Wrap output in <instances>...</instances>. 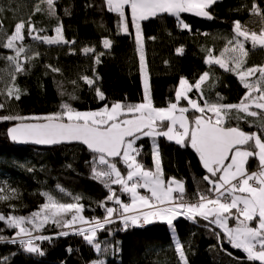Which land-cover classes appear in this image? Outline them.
<instances>
[{
  "label": "snow or ice",
  "instance_id": "obj_1",
  "mask_svg": "<svg viewBox=\"0 0 264 264\" xmlns=\"http://www.w3.org/2000/svg\"><path fill=\"white\" fill-rule=\"evenodd\" d=\"M217 2L105 0L107 9L118 15V30L134 35L138 46L143 74L142 102L117 101L109 106L105 93L97 84L99 76L85 75L81 79L90 88L96 85L94 90L97 99L104 102L102 107L94 111H80L64 101L61 111L43 116H24L13 113L11 109V102L19 101L25 94L23 90L11 82L0 89V122H14L7 129L12 141L38 145L79 142L85 145L96 154L93 160L106 166L101 170L93 168V176L109 190L105 199L98 202V207L103 208L102 217L85 216L86 206L80 202L82 197L72 196L71 193H66L71 196V202L58 199L49 192L42 193L46 201L28 215L13 214L16 205L8 204V212L0 210V222L16 230L15 237H19V240L0 236V241L18 242L24 251L43 256L45 253L36 241L52 240V236L41 234L45 226L51 223L61 229L55 233L56 236L77 235L101 251L98 232H107L108 226L118 221L125 230L164 221L175 231L174 221L178 218L186 217L192 221L202 218L209 225L222 229L223 232L219 233L213 228V233L218 239L221 235L226 236L233 248L247 254V261L264 264V63L249 65L247 60L250 50H264V27L260 31L249 30L240 20H235L232 29L234 35L223 50L215 55L213 49L207 52V65H216L225 72L233 73L242 84L245 92L238 103H224L219 93L216 100L206 98L202 85L209 80L210 72L205 71L194 82L180 77L173 100L167 106L157 107L152 99L150 73L144 56L143 21L168 14L176 18L178 26L191 31L190 24L181 18V14L192 13L197 17L213 19L212 9ZM40 3L47 5L49 16L56 17L57 0H38L33 12L44 11ZM249 11L264 23V8L255 0ZM3 27V20H0V28ZM133 28L134 33L130 30ZM45 31L38 29L29 16L15 22L10 31L0 32V49L13 52V55L4 58L11 62L15 73L25 72L22 56L25 62L31 59L30 48H26L24 43L26 36L48 45L76 43L65 38L64 25L58 17L52 29L55 35H42ZM246 44L250 47H246ZM102 46L111 49L113 41L104 38ZM71 51L75 53V49ZM82 52L92 54L95 64L101 63V57L105 55L103 51L97 53L93 47H84ZM176 52L183 54L184 48L179 47ZM35 55L39 56L40 53L36 52ZM47 67L52 72L60 71L52 65ZM10 75L14 80L15 75ZM193 90L194 96L190 95ZM181 101L184 106H181ZM234 120L251 122L258 131H246L239 123L233 126ZM144 137L153 141L151 167L142 162L143 145H138ZM158 137L174 141L181 147H191L198 154L202 168L206 170L201 179L207 187L194 193L195 199H186L183 180L174 176L165 178L160 146L156 143ZM113 185H119V192ZM57 188L60 192H66L59 185ZM140 189H146L150 195L142 194ZM4 192L5 189L0 187V193ZM123 194L130 197V202L121 198ZM15 198V189L11 190V195L0 194V202ZM109 201L114 206H108ZM229 221L233 222L234 227L229 226ZM176 252L183 264H189L185 246L179 241L176 242ZM2 259L6 264L7 258ZM95 264H104V261L98 260Z\"/></svg>",
  "mask_w": 264,
  "mask_h": 264
},
{
  "label": "trees",
  "instance_id": "obj_2",
  "mask_svg": "<svg viewBox=\"0 0 264 264\" xmlns=\"http://www.w3.org/2000/svg\"><path fill=\"white\" fill-rule=\"evenodd\" d=\"M38 0H0V20L4 27L0 32L10 31L19 19H31L36 27L46 31L42 35H55L52 29L57 24V17L64 25V35L68 40H75L73 45H48L27 38L25 47L30 48L31 59L25 63L24 73H15L10 61L4 57L13 55L8 49H0V89L9 83L19 86L25 94L19 101L11 102L13 113L24 116L48 115L61 111V104L68 101L80 111H93L103 106L97 99L96 85L91 88L81 79L87 75L99 76L97 84L107 97L109 106L117 101L139 103L143 100V83L140 56L134 35L118 30V15L105 6V0H57L56 17L46 11L47 5L40 3L41 11L33 12ZM264 8V0H255ZM253 0H218L213 5V19L197 17L192 13H182L181 18L190 24L191 31L178 26L176 18L162 14L142 22L145 37L144 56L150 73L152 99L157 107L167 106L174 98V90L180 77L194 82L205 72L210 78L202 85L206 98L216 100V94L222 96L224 103H238L245 92L238 78L225 72L216 65L205 63L207 52L213 49L214 55L232 39L233 21L242 24L251 21ZM67 10V14L65 11ZM258 20L260 18L256 16ZM257 25V24H255ZM261 27L264 23L259 22ZM134 33V28L130 29ZM149 37H155L151 40ZM113 41L111 49H104L102 40ZM242 39V38H241ZM84 47H93L96 52L103 51L101 63L95 64L93 55H85ZM184 48L183 54L176 49ZM246 47H250L246 44ZM75 49V53L71 51ZM40 55L36 56L35 53ZM248 64L264 63V50H250ZM167 61V63H165ZM60 69L52 72L47 66ZM15 79H12V75ZM75 81L76 83H72ZM190 95H195V90ZM75 97V99H71ZM181 105L184 102L181 101ZM14 122H0V187L15 189L20 209L13 213L28 215L46 198L42 195L49 192L58 199L71 202L72 196L82 197L81 203L86 206L85 216H103V208L98 202L104 200L109 190L91 176L93 168L100 167L93 160L96 156L81 145H62L54 148H35L18 146L7 135V129ZM246 131H258L255 124L243 120L232 121ZM165 178L174 176L185 182L186 199H195L194 193L207 187L202 181L206 170L202 168L198 154L191 147H181L164 137H158ZM142 162L152 166L149 137L142 138ZM138 159H141L138 157ZM119 167H123L118 165ZM101 165V169L105 168ZM57 185L66 190L60 192ZM119 192V185H113ZM1 194V193H0ZM125 202L129 196H121ZM10 202H0V210L8 212ZM108 206H114L111 201ZM175 231L164 221H154L143 227L133 226L123 229L121 222L108 226V231L97 234L101 251L87 244L82 237L69 235L58 237L55 233L60 228L51 223L45 226L41 234L52 236L51 241H36L44 251L43 256L28 253L19 243L0 241V264L7 258L6 264H93L104 260L105 264H183L176 252V242L185 246V254L189 264H253L247 261L246 254L231 246L226 236L218 237L213 233H222L215 225L197 218L196 221L178 218L174 221ZM230 226H234L229 221ZM14 229L0 222V236L8 240L15 237ZM36 234V233H35ZM71 248L72 251H68ZM228 253H232L231 256Z\"/></svg>",
  "mask_w": 264,
  "mask_h": 264
},
{
  "label": "rangeland",
  "instance_id": "obj_3",
  "mask_svg": "<svg viewBox=\"0 0 264 264\" xmlns=\"http://www.w3.org/2000/svg\"><path fill=\"white\" fill-rule=\"evenodd\" d=\"M253 19H251V21H250V29H253V30H256V31H258V29H259V22H260V20H258V18L256 17V16H254V17H252ZM253 24H257V25H253ZM139 51V50H138ZM139 56H140V53H139ZM141 75H142V83H143V74H142V71H141ZM181 106H184V105H181ZM94 111V110H93ZM174 142V141H173ZM4 189H5V192L4 193H1V194H8V195H11V190H9V187H3ZM146 190V189H145ZM142 194L144 193V191H143V189H140L139 190ZM16 197H17V193H16ZM14 200H17V198H15V199H11V200H9V201H7V202H10L9 204H15L16 205V210H18V209H20V205L16 202V203H11L12 201H14ZM128 202H130V197H129V201ZM3 203H6V202H3ZM13 214H15V213H13ZM141 227V226H140ZM34 235H35V233H34ZM102 261H104V260H102ZM93 264H95V263H93ZM104 264H105V261H104Z\"/></svg>",
  "mask_w": 264,
  "mask_h": 264
},
{
  "label": "water",
  "instance_id": "obj_4",
  "mask_svg": "<svg viewBox=\"0 0 264 264\" xmlns=\"http://www.w3.org/2000/svg\"><path fill=\"white\" fill-rule=\"evenodd\" d=\"M18 146H22V147H26V146H29V147H35V148H40V149H45V148H54V147H58V146H62V145H66V146H69V145H81L83 146L88 152L92 153L90 150L87 149V147L79 142H72V143H61V144H56V145H38V144H35V143H19V142H15ZM92 154H95V153H92ZM96 155V154H95Z\"/></svg>",
  "mask_w": 264,
  "mask_h": 264
},
{
  "label": "crops",
  "instance_id": "obj_5",
  "mask_svg": "<svg viewBox=\"0 0 264 264\" xmlns=\"http://www.w3.org/2000/svg\"><path fill=\"white\" fill-rule=\"evenodd\" d=\"M246 28H248L249 30H253V29H250L251 27H250V21L249 22H246V23H244L243 24ZM253 25H255V24H253ZM250 28H249V27ZM261 27V25L259 26V28ZM143 191H144V193L143 194H145V195H150V193H148L147 192V190H145V189H143ZM230 226V225H229ZM230 227H234V226H230ZM223 231V230H222ZM246 254V253H245ZM247 255V254H246Z\"/></svg>",
  "mask_w": 264,
  "mask_h": 264
},
{
  "label": "built area",
  "instance_id": "obj_6",
  "mask_svg": "<svg viewBox=\"0 0 264 264\" xmlns=\"http://www.w3.org/2000/svg\"><path fill=\"white\" fill-rule=\"evenodd\" d=\"M100 167H96V169L97 170H101V165H99ZM91 176H92V178H94V176H93V170H92V172H91ZM95 180H97L98 182H101V181H99L98 179H96V178H94ZM102 183V182H101ZM181 218H184V219H186V220H189V219H187L186 217H181ZM202 219V218H201ZM119 222V221H118ZM143 226H145V225H142L141 227H143ZM221 231H222V229H220ZM17 241L19 240V238L18 239H16ZM20 245V244H19ZM20 247H22L21 245H20Z\"/></svg>",
  "mask_w": 264,
  "mask_h": 264
}]
</instances>
